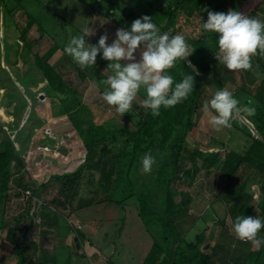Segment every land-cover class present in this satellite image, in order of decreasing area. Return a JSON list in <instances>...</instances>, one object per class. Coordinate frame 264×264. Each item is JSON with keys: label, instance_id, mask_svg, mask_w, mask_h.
Returning a JSON list of instances; mask_svg holds the SVG:
<instances>
[{"label": "trees", "instance_id": "trees-1", "mask_svg": "<svg viewBox=\"0 0 264 264\" xmlns=\"http://www.w3.org/2000/svg\"><path fill=\"white\" fill-rule=\"evenodd\" d=\"M100 1L103 6H108L110 13L119 15L121 12V19L117 23L126 22L129 29L135 19L148 15L161 33L170 32L171 35H183L194 51L187 60L177 61L175 67L167 70V74L173 77L174 84L180 82L184 74L193 75L194 90L186 100L175 107L167 109L161 107L159 116H153L150 110H144L133 130L106 128L102 123L95 121L93 111L83 102L78 89L71 88L65 82L61 69L56 64L50 63L53 56L61 50L60 45L54 43L41 55L34 52V46L38 41L29 39V30L38 24L37 29L40 36L46 35L47 31L39 24L43 18H38L35 12L39 7H42L46 13L50 12V0L44 2H40V0H0V15L5 13L7 16L13 14L15 9L24 8L25 2L37 3L38 7L35 10L24 13L25 24L23 26L14 23L13 27L1 31L0 40L4 41L2 55L6 58L8 65L15 64L12 57L20 56L26 68L31 67L38 74L36 75L38 79H34L33 83H37L39 78L46 82L43 89L44 95L40 99L56 100L63 107L72 132L85 151L80 165L68 172L50 174L47 180L40 183L38 187H31L26 183L25 165L16 154L12 139L7 136L4 141L0 142V205L4 206L9 199L11 185L19 187L21 190L32 188V194L36 196L47 197L58 190L38 213L41 227L48 223L50 228H57L56 214L63 213L69 202L75 199L73 196L77 198L76 209L91 205L93 201V197L84 201L83 196H79V190L77 191L79 177L84 169L103 170L105 173L107 161L114 155L116 159H128L127 162L125 161L127 166L123 170L122 180L124 179L125 181H123L130 188V193L118 200L117 203L122 204L125 199L134 197L138 201L139 216L147 220L148 226L153 225L156 221L159 222L158 237L153 241L142 264H264V244L253 249L250 242H242L230 236V232L224 226L223 219L218 217L217 219L223 226L221 237L223 241L215 242L209 255L201 249V245L206 239V229L197 233L195 238L187 239L186 235L196 222L203 220V217L188 216L191 195L189 192H179L175 188V183L179 181L182 173L193 179L200 166H205L208 172L214 169L225 178L222 193L216 197V200L223 205L224 212L230 217L232 225L237 216L255 217L258 214V209L251 205L254 195L251 193L250 186L251 182H255L256 179H262L261 190L264 197V59L262 54L254 56L262 75L261 78L254 76L250 70H240V84L236 72L220 65L216 59L215 55L219 51L217 34L205 32L202 29V24L208 19V13L204 9L224 13L230 9L241 12L244 0H166V4L163 6L160 5L161 0H156L145 3L144 14L131 0L124 1L123 8L118 0ZM263 2L264 0H259L255 6L256 9H252L245 16L250 17L254 14L253 12L262 10L260 4ZM198 17H200V21L197 20ZM190 25L195 28L184 30ZM9 29H12L14 33V40L11 42H9ZM188 61L194 66L196 72H199V75H196ZM0 70L7 72L8 76L11 75V72ZM19 71L16 69L13 74H17ZM78 75L81 79L86 78L85 73L79 69ZM95 75L98 78H105L97 70ZM222 89L231 90L234 98L239 101L240 107L246 106L255 109L253 116L242 114V117L251 123L255 134L240 118L233 120L232 125L248 140L245 149L241 152L228 147L224 157L221 158L219 151L209 153L199 149L186 151L185 141L189 135H196L198 130V120L203 102L210 100L216 91ZM209 90H212V95L209 94ZM240 100H243V105L240 104ZM20 101L22 102L21 97ZM19 110L23 112V109ZM119 138H123V140ZM154 141H157V152H151L156 159L153 177L150 178L151 182L140 178L135 180L133 175L139 172L141 165L140 153ZM119 144L122 148L117 149L116 153L115 148ZM188 167L189 169H187ZM114 170L109 171V176L104 174L106 175L104 177L107 178L101 183L102 190H108L114 183ZM54 180L61 181L62 189L53 186L51 182ZM158 183H160V192H163L162 206L164 210L160 214L150 201V188ZM138 187L140 188L138 189ZM75 188L76 190L73 192ZM135 189L140 192L136 193ZM15 192L17 195L21 194L20 191ZM177 194L181 197L178 203L175 201ZM75 208L68 207L69 211L67 212L71 213V210H76ZM259 209L263 217L260 219L264 220V210ZM2 212L0 229L7 231L5 240L14 245L13 251L18 258L17 264H25L26 255L22 249L24 235L19 243H16L15 236L19 230L28 231L34 224L35 216H30L27 212H20L17 216L6 219L5 213ZM152 214L156 216L154 221L150 220ZM26 218L30 223L22 227ZM78 231L81 229L75 230L77 242L81 246L84 242L83 233ZM259 233L264 237V228Z\"/></svg>", "mask_w": 264, "mask_h": 264}, {"label": "rangeland", "instance_id": "rangeland-1", "mask_svg": "<svg viewBox=\"0 0 264 264\" xmlns=\"http://www.w3.org/2000/svg\"><path fill=\"white\" fill-rule=\"evenodd\" d=\"M44 1L46 0H40V2ZM119 1L120 6L123 8V3L127 0ZM131 1L144 14L145 3L155 2L156 0ZM258 2L259 0H244L241 13L247 15L249 11L255 8ZM165 4L166 0H161L160 5L163 6ZM24 5V8L20 7L15 9L13 14H9L10 17L5 13L0 15V37H2L1 31L8 29V27H13L14 23L23 26L25 24L24 13L35 10L38 7L37 3L33 2H25ZM260 7L262 10H254V14L250 17L264 21V2L260 4ZM49 9L51 11L46 13L42 10V7H39L35 12L38 18H43L41 23H38L43 26L47 33L41 37L37 29L38 24H35L29 30V39L38 41L34 46V52L41 55L51 45L58 43L61 50L53 56L50 63L52 65L56 64L61 69L65 82L71 88L78 89L82 95L83 102L93 111L95 121L102 123L106 128H129L133 130L145 110L141 103L146 97V90L143 87L141 88L137 98L133 101L132 112L120 116L115 111L114 106L108 105L102 99V93L106 86L100 82L113 74L110 69H107L110 62L101 58L102 52L98 54L95 65L84 69H81L64 52V48L70 39L73 36L83 35L85 29L91 33V35L85 37L87 44H98L100 36L107 33V43L110 45L116 39L115 33L117 29H129L126 22H123V24L117 23L121 19V12L119 15L110 13L108 6H103L100 0H50ZM197 20L200 21V17ZM193 28L195 27L190 25L184 30H192ZM9 33V42H11L14 40L12 29H9ZM3 45L4 41L0 40V69L11 72V75L8 76L7 72L0 70V142L4 141L7 136L12 139L16 154L25 165L26 183L30 184L31 187H38L40 183L47 180L50 174H59L64 170H72L70 165H80L85 151L79 140L75 138V134L71 136L73 133L72 127L63 107L56 100L40 99L44 95L43 89L46 86V82L39 78L37 83L34 84L33 81L38 79V76L36 78L38 74L31 67L26 68L20 56L12 57L15 64L8 65L6 58L2 55ZM140 51L138 50L136 53L137 59H139ZM262 58L264 59V55H262ZM122 63L126 62L122 61ZM251 63L252 67L249 70L254 76L261 78L262 75L256 64L255 57H252ZM16 69L21 71L17 73L18 75L13 74ZM78 69L85 73V79L79 77ZM96 70L105 78L96 77ZM235 72L238 83L241 84L240 70ZM211 91L209 90L210 95H212ZM240 104L243 105V100H240ZM19 109H23V112ZM214 115H216L214 110L209 109L208 112H204L201 109L198 130L196 135H189L185 141V150L190 152L193 149H199L207 153L219 151L221 158L224 157L228 147L239 152L244 150L248 141L246 136L233 125L231 128L216 132L209 123ZM241 118L249 127H252L248 120L244 117ZM71 138H74V141L70 140ZM119 139L123 140V138ZM116 147L115 151L117 153V149L122 147L121 144ZM72 150L74 151L71 154ZM152 151L154 153L157 152V141L144 148L140 153V158L142 159L146 153ZM48 158L54 159V163L50 164L47 161ZM114 158L113 155L107 161L105 173H103V170L84 169L79 177L77 185L79 196H83L84 201L93 197L91 205L79 207L76 210H72L71 213L63 211V213L56 214L59 238H64L67 234L68 255H66V250L60 249L57 245L56 228L50 229L48 223L41 227V219L38 217V213L43 206L47 201H50L58 190H55L47 197L34 194L29 197L24 193L17 195L15 191H19L20 188L11 185L9 199L4 206L0 205V217L2 210L5 214L2 213L7 217L6 219H11L20 212H27L30 216H35L33 226L26 232L24 230L17 231L15 236L16 243H19L24 235L25 240L22 249L26 255L25 264H142L152 247L153 241L158 237L159 222L156 221L153 225L150 224L148 226L147 220L139 216L138 201L134 197L125 199L122 204L117 203L118 200L130 193V188L124 182L125 180H122L124 176L123 170L127 166L126 162L128 159L126 158V161L123 160L124 158ZM111 168L115 169L113 179L116 182L114 181L111 187L104 191L101 183L106 181L107 177L104 176L108 175L109 171L111 172ZM141 168L142 164L139 172L133 175L134 179L138 180L140 178L151 182L150 178L153 177L152 173L155 165H153L150 173H142ZM224 181L225 178L218 171L212 169L208 172L205 166H200L198 173L193 179L182 173L179 181L175 183L177 191L189 192L191 195L188 216L203 217V220L195 223L186 238H195L197 233L206 229L207 236L201 245V249L208 254L212 252L215 242L218 240L223 241V238H221L223 226L217 217L223 219L224 226L230 232V236L236 238L230 217L225 214L223 205L216 200V197L222 193ZM51 183L54 187L62 189L61 181L54 180ZM251 183L250 190L254 195L251 205L258 209L257 217L261 218L259 208L264 210V197L261 190L262 179H256L255 182ZM150 189V201L160 214L164 210L162 206L163 192H160V183ZM29 190L32 193V188H29ZM75 190L76 188L73 192ZM138 191L140 192V190L135 189L136 193ZM62 197L64 196L62 195ZM73 197L75 199L69 202L71 209L77 205V198ZM180 200L181 197L177 194L175 197L176 203ZM211 205L212 207H210ZM150 207L152 206L150 205ZM155 217L152 214L150 220L154 221ZM78 221H81L82 227V230L78 232L85 234L92 244V246H85L83 242L80 250L77 249L73 240L75 238V230L78 229L80 223ZM29 223V219L26 218V221L21 226L25 227ZM68 229L70 230L69 234ZM44 231L46 232L43 233ZM6 234V230L0 229V264H17L18 258L13 251L14 245L5 240ZM258 238L264 239L261 233H258ZM252 248L257 249L253 246ZM73 252H77V254H72ZM97 256L98 258L100 257L99 260H96Z\"/></svg>", "mask_w": 264, "mask_h": 264}, {"label": "clouds", "instance_id": "clouds-1", "mask_svg": "<svg viewBox=\"0 0 264 264\" xmlns=\"http://www.w3.org/2000/svg\"><path fill=\"white\" fill-rule=\"evenodd\" d=\"M204 11H207L208 19L202 24V29L218 36L219 51L215 56L219 64L230 71L251 69L252 57L264 55V21L232 9L227 13ZM89 35L91 33L85 29L83 35L73 36L64 52L81 69L95 65L98 54L102 52L101 58L110 62L107 69L113 73L100 82L106 86L102 99L114 106L120 116L132 112L133 101L142 87L146 90V99L141 106L150 110L153 116L160 115L161 107H175L193 92V75L184 74L182 80L174 84L167 70L175 67L177 61L187 60L194 50L183 35L161 33L150 16L135 19L130 29H117L116 39L110 45L107 33L100 36L96 45L86 43L85 37ZM138 50H141L139 59L136 55ZM188 64L196 72L190 61ZM209 109L216 113L209 121L216 132L231 128L232 121L240 119L242 114H255L252 107H240L239 101L227 89L216 91L210 100L203 102L202 110L208 112ZM155 163L151 152L146 153L141 159L142 173H150ZM262 228L264 221L257 216H237L233 223L236 238L250 242L256 248L264 244V239L258 238Z\"/></svg>", "mask_w": 264, "mask_h": 264}, {"label": "crops", "instance_id": "crops-1", "mask_svg": "<svg viewBox=\"0 0 264 264\" xmlns=\"http://www.w3.org/2000/svg\"><path fill=\"white\" fill-rule=\"evenodd\" d=\"M74 135V132L71 134V136H73ZM76 138V137H75ZM70 140H73L74 141V138H71ZM48 147V146H47ZM46 147V148H47ZM73 151L74 150H72V152H71V154L73 153ZM69 152H70V149H69ZM55 157V156H54ZM50 164H53L54 162V159H51V158H48V160H47ZM59 163V162H58ZM75 166H78V165H75ZM74 165H70V167H71V169H73L74 167H75ZM69 170H64V171H62V173L63 172H68ZM61 174V173H60ZM68 207H70V205L68 204V206H66L65 208L67 209ZM64 208V209H65ZM72 208V207H71ZM74 208H75V206H74ZM73 208V209H74ZM64 210V212L66 213L67 211H69L68 209L67 210ZM76 209V208H75ZM71 212H72V210H71ZM192 217L194 216V217H197V216H195V215H191ZM68 217H70V216H68ZM7 218V217H6ZM78 222H80L79 223V226H78V228L79 229H81L82 230V227H81V221H78ZM72 228H74V227H72ZM50 229H54V228H50ZM56 231H57V234H56V238L58 239V241H57V245H58V247L60 248V249H62V250H66V255H68V253H69V245H67L66 244V236H67V234H66V236L63 238H59V231H58V228H56ZM69 232H70V230L68 229V234H69ZM74 235H75V238H73V240H74V244L77 246V245H79L78 244V239H77V234L76 233H74ZM207 236V235H206ZM82 238L84 239V245L86 246V245H90V246H92V244L90 243V241H89V239L85 236V234H82ZM75 245H74V248L76 249V247H75ZM207 246V245H206ZM80 248H81V246L79 245V248H77V249H79L80 250ZM204 252H205V250H204ZM206 253V252H205ZM72 254H77V252H73ZM78 254H80L79 252H78ZM94 254H96L95 252H94ZM206 254H208V253H206ZM209 255V254H208ZM100 258V257H99ZM99 258H98V256L96 257V260H99Z\"/></svg>", "mask_w": 264, "mask_h": 264}, {"label": "built area", "instance_id": "built-area-1", "mask_svg": "<svg viewBox=\"0 0 264 264\" xmlns=\"http://www.w3.org/2000/svg\"><path fill=\"white\" fill-rule=\"evenodd\" d=\"M20 192H21V194H25L26 196H29V197H31L32 196V193H31V191L29 190V189H24V190H19Z\"/></svg>", "mask_w": 264, "mask_h": 264}, {"label": "water", "instance_id": "water-1", "mask_svg": "<svg viewBox=\"0 0 264 264\" xmlns=\"http://www.w3.org/2000/svg\"><path fill=\"white\" fill-rule=\"evenodd\" d=\"M250 129L255 134V131L253 130V127H250ZM77 248H79V245H77Z\"/></svg>", "mask_w": 264, "mask_h": 264}, {"label": "bare ground", "instance_id": "bare-ground-1", "mask_svg": "<svg viewBox=\"0 0 264 264\" xmlns=\"http://www.w3.org/2000/svg\"><path fill=\"white\" fill-rule=\"evenodd\" d=\"M2 109H3V108H2ZM2 109H1V110H2Z\"/></svg>", "mask_w": 264, "mask_h": 264}]
</instances>
